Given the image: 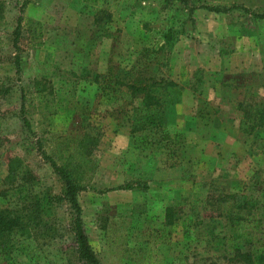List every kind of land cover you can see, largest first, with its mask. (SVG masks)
Wrapping results in <instances>:
<instances>
[{
  "label": "rangeland",
  "instance_id": "rangeland-1",
  "mask_svg": "<svg viewBox=\"0 0 264 264\" xmlns=\"http://www.w3.org/2000/svg\"><path fill=\"white\" fill-rule=\"evenodd\" d=\"M263 9L264 0H0V89L8 88L0 91V188L8 158L18 156L35 176L32 192L62 194L51 158L78 185L82 227L101 264H229L205 244L200 223L223 229L205 200L228 192L250 197L264 217V158L238 156L231 144L248 151L250 143L235 128V102L264 100V19L252 15ZM136 58L143 75L171 79L191 95L166 106L158 130L131 134L130 109L99 94L90 78L110 65L128 70ZM199 138L224 147L200 148L202 159L182 143ZM15 199L9 189L0 205ZM73 216L67 200L54 203L53 230L3 264H79ZM189 221L199 222L194 232ZM155 227L171 230L169 243H147Z\"/></svg>",
  "mask_w": 264,
  "mask_h": 264
},
{
  "label": "trees",
  "instance_id": "trees-1",
  "mask_svg": "<svg viewBox=\"0 0 264 264\" xmlns=\"http://www.w3.org/2000/svg\"><path fill=\"white\" fill-rule=\"evenodd\" d=\"M182 1V0H181ZM24 2L22 3V5ZM226 12L229 8H217ZM256 19H264V9L252 14ZM21 14L16 18L14 40L19 35ZM101 34L109 37L112 34L102 29ZM164 41L171 38L169 30L162 34ZM17 67V62H15ZM111 65L104 72H94L91 82L102 96L119 101L122 108L128 107L129 131L131 134L149 129L158 130L163 125V114L167 105L178 102L182 86L175 81L155 74L143 75V63L136 58L128 70L117 72ZM18 68H16V72ZM8 88L0 89L5 93ZM238 109L237 128L240 133L250 137L248 152L264 155V100L255 104H236ZM22 123L29 127L28 121L22 117ZM167 133V132H166ZM164 132L160 138L152 140L159 144L161 138H167ZM141 137L142 144L148 141ZM167 140V139H166ZM39 146V144H38ZM49 162L64 184L63 193L51 194L49 191L32 192L35 176L18 156L8 158L6 172L1 180L0 198L6 196L9 189L16 193V199L7 206L0 205V264L8 260L11 251L20 254L29 253L38 246V235L49 234L53 226L47 222L54 203L67 200L74 211L71 220L73 252L79 264H101L92 254L87 237L82 227L80 207L76 199L78 185L74 182L68 169L57 165L51 158ZM205 203L214 206L215 215L225 220L223 229L215 231L214 226L201 222L202 232L199 234L206 245L218 251L220 258L229 264H264V217L253 211L254 202L244 193L228 192L210 195ZM177 209L176 211H179ZM175 221L174 208L167 206L164 212L165 225ZM192 231L199 222L189 221ZM171 240V230L162 227L148 229L147 243L167 244Z\"/></svg>",
  "mask_w": 264,
  "mask_h": 264
},
{
  "label": "crops",
  "instance_id": "crops-1",
  "mask_svg": "<svg viewBox=\"0 0 264 264\" xmlns=\"http://www.w3.org/2000/svg\"><path fill=\"white\" fill-rule=\"evenodd\" d=\"M188 93L189 92H188L187 89L182 90L179 101L180 102L183 101V99L188 96ZM189 95H191V93H189ZM237 103H241L242 107H245L246 102L238 99V101H236L235 104L233 105V106H235L234 109L236 111L237 123H238V109L236 107ZM235 128H237V125L235 126ZM237 130H238V128H237ZM225 141L228 142L227 140H225ZM219 142H220L219 145H217V144H215V145L214 144H212V145L211 144H209V145L206 144L207 146H205L204 141L202 139H200V138L199 139H192V140L186 139V141H182V143L187 144L186 147H191L192 149H195L197 151L196 152L197 157L200 156L202 159L205 158V156L203 155V153L200 154V152H201L200 148H205V147H208V146H211V148L217 147V146L224 147V144L222 143V141H219ZM232 143L235 146V151H236L238 156L240 155V153H243L244 155H246V158L247 157L248 158L256 157V159H257V157L264 158V155H262V154H259V153H254L253 154V153L248 152L247 150H244L245 146L242 143L238 142L237 140H232L231 144ZM210 153H212V152L210 151ZM223 156H224V154H219V156H217L216 152L212 153V157H215V160L217 158L220 160ZM194 162H196V160H194ZM200 162L198 164L201 165Z\"/></svg>",
  "mask_w": 264,
  "mask_h": 264
}]
</instances>
